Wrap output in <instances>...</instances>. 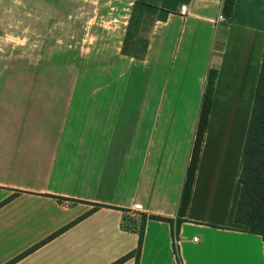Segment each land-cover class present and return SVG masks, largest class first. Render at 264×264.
Returning <instances> with one entry per match:
<instances>
[{
	"label": "crops",
	"instance_id": "crops-1",
	"mask_svg": "<svg viewBox=\"0 0 264 264\" xmlns=\"http://www.w3.org/2000/svg\"><path fill=\"white\" fill-rule=\"evenodd\" d=\"M70 1L96 6L22 42L0 27V264H113L140 236L137 264H177L173 243L264 264L234 223L264 0H158L142 58L122 53L135 0Z\"/></svg>",
	"mask_w": 264,
	"mask_h": 264
},
{
	"label": "trees",
	"instance_id": "trees-1",
	"mask_svg": "<svg viewBox=\"0 0 264 264\" xmlns=\"http://www.w3.org/2000/svg\"><path fill=\"white\" fill-rule=\"evenodd\" d=\"M158 0H135L123 42L122 53L134 58H142L148 46L150 27L154 21V10ZM240 194L234 213V223L244 227V231L264 239V53L253 106L242 152V168L239 175ZM99 208L93 206L92 211ZM168 222L172 220L153 217ZM180 221H176V226ZM141 236L136 250L113 264H122L131 257L138 263ZM173 252L177 264H181L175 244Z\"/></svg>",
	"mask_w": 264,
	"mask_h": 264
},
{
	"label": "rangeland",
	"instance_id": "rangeland-1",
	"mask_svg": "<svg viewBox=\"0 0 264 264\" xmlns=\"http://www.w3.org/2000/svg\"><path fill=\"white\" fill-rule=\"evenodd\" d=\"M63 0H0V27L10 28L15 33V42L21 41L23 28L32 30L49 26L55 17L64 20L66 14L82 7L96 6L93 3H72ZM44 21L45 24L41 22Z\"/></svg>",
	"mask_w": 264,
	"mask_h": 264
},
{
	"label": "built area",
	"instance_id": "built-area-1",
	"mask_svg": "<svg viewBox=\"0 0 264 264\" xmlns=\"http://www.w3.org/2000/svg\"><path fill=\"white\" fill-rule=\"evenodd\" d=\"M185 10H186V7H185V6L181 7V13L184 14ZM218 19H219L220 21H223V20H224L223 17H221V16H219ZM132 211L135 212V213H139V212H141V205H140V204H135V205L133 206V208H132Z\"/></svg>",
	"mask_w": 264,
	"mask_h": 264
}]
</instances>
